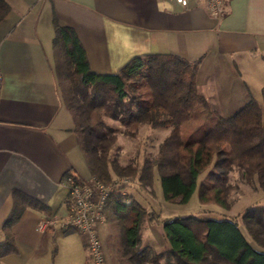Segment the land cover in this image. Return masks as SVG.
Wrapping results in <instances>:
<instances>
[{
  "label": "crops",
  "instance_id": "0c3cea01",
  "mask_svg": "<svg viewBox=\"0 0 264 264\" xmlns=\"http://www.w3.org/2000/svg\"><path fill=\"white\" fill-rule=\"evenodd\" d=\"M7 2L0 23V243L16 208L17 219L16 252L0 264H88L83 234L38 230L46 218L68 215L67 174L93 180L58 88L54 21L76 30L96 73H118L148 54L196 63L198 90L223 114L228 105L237 112L251 100L248 84L263 91L264 0H231L218 17L205 0H189L187 7L173 0ZM101 228L107 262L108 228Z\"/></svg>",
  "mask_w": 264,
  "mask_h": 264
},
{
  "label": "trees",
  "instance_id": "16d2710c",
  "mask_svg": "<svg viewBox=\"0 0 264 264\" xmlns=\"http://www.w3.org/2000/svg\"><path fill=\"white\" fill-rule=\"evenodd\" d=\"M9 11L7 0H0V23ZM54 28L58 88L94 181L109 185L115 176H133L139 190H146L152 189L158 175L165 200L184 204L207 172L199 188L200 201L225 209L230 208V175L235 171L248 183L256 178L264 190V113L256 100L222 117L198 90L197 64L171 54L137 56L118 73H96L76 30L57 20ZM262 95L264 101V88ZM107 120L118 122L121 133L131 138L144 127L168 130V134L153 157L141 165L123 166L111 155L119 130ZM68 176L87 183L74 174H67L65 183ZM104 214L106 247L113 264H161L162 257L166 264H264V251L248 242L236 219L194 215L167 219L164 230L170 250L163 255L140 247L147 210L134 196L112 194ZM16 219L17 208L4 226L8 238L0 243V262L16 252L11 238ZM242 222L251 239L264 249V207L246 213Z\"/></svg>",
  "mask_w": 264,
  "mask_h": 264
},
{
  "label": "rangeland",
  "instance_id": "374dc122",
  "mask_svg": "<svg viewBox=\"0 0 264 264\" xmlns=\"http://www.w3.org/2000/svg\"><path fill=\"white\" fill-rule=\"evenodd\" d=\"M251 99L257 101L264 113V101L262 90L255 84H248ZM201 93L202 91L199 90ZM223 101V100H222ZM231 104L232 100H227ZM225 112L220 114L222 117H230L236 113L229 105ZM214 108V107H213ZM108 125L119 130L118 141L113 148L112 157L117 159L121 165L126 166L132 163L141 165L146 158L153 157L159 148L160 143L168 134V130H153L144 127L136 138L127 137L121 133L122 128L118 122L107 120ZM207 172L203 173L197 182V188L187 203H170L164 198L161 181L156 175L155 183L152 189L139 190L138 181L133 176H115L117 180L122 182L120 191L122 195H132L134 198L143 203L147 210V215L143 218L140 235L141 248H150L152 244L156 252L166 254L170 250V245L165 236L164 222L170 218L187 217L194 215L198 218H206L212 220L236 219L239 222L240 229L247 238L248 242L258 251H264L260 248L248 235L247 229L242 222L243 216L256 207H264V190L257 185V179L248 183L242 179L241 174L237 171L230 175L232 191L228 197L230 208L225 209L215 203H202L199 198V188L205 179ZM118 193V192H116ZM105 228L100 230V238L102 243L105 241ZM105 253V250H104ZM109 255V252H108ZM161 264H166L164 257L160 259ZM106 264H112L107 261Z\"/></svg>",
  "mask_w": 264,
  "mask_h": 264
},
{
  "label": "built area",
  "instance_id": "2783aa9c",
  "mask_svg": "<svg viewBox=\"0 0 264 264\" xmlns=\"http://www.w3.org/2000/svg\"><path fill=\"white\" fill-rule=\"evenodd\" d=\"M177 4L187 7L189 0H173ZM211 16L218 17L227 2L231 0H205ZM122 182L114 178L108 186L94 181L80 183L73 176L66 178L69 191L70 208L65 218L48 217L42 221L38 230L46 232L55 228L63 231L75 230L86 237L91 264H106L104 247L100 238V228L104 227V208L108 198L121 192Z\"/></svg>",
  "mask_w": 264,
  "mask_h": 264
}]
</instances>
